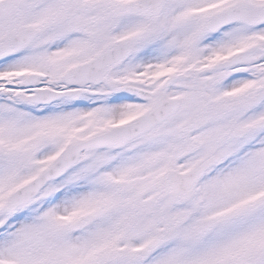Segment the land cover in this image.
I'll use <instances>...</instances> for the list:
<instances>
[{
  "label": "snow or ice",
  "instance_id": "obj_1",
  "mask_svg": "<svg viewBox=\"0 0 264 264\" xmlns=\"http://www.w3.org/2000/svg\"><path fill=\"white\" fill-rule=\"evenodd\" d=\"M0 264H264V0H0Z\"/></svg>",
  "mask_w": 264,
  "mask_h": 264
}]
</instances>
